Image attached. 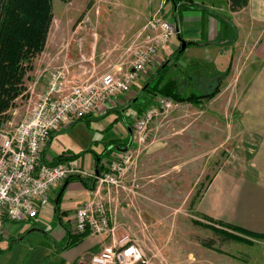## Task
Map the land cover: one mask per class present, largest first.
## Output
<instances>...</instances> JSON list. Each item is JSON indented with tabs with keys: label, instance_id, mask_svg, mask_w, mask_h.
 I'll return each mask as SVG.
<instances>
[{
	"label": "crops",
	"instance_id": "crops-1",
	"mask_svg": "<svg viewBox=\"0 0 264 264\" xmlns=\"http://www.w3.org/2000/svg\"><path fill=\"white\" fill-rule=\"evenodd\" d=\"M55 1H57V4L62 3V5L58 13L54 7V22L46 48L36 59L35 69L37 67V72L30 86L31 93L44 90L48 84L50 72L58 67H66L70 72V79L79 82L90 78H98L97 73L99 70L118 71L121 69H132L131 64L133 62L130 51L132 42L141 35L146 38L144 36V27L151 16L152 10L161 9L165 4L168 7L167 4H169L168 0H94L89 5L84 1L83 7L80 2L76 6L74 1V3H65L63 0ZM190 1L194 4L191 8L184 5L187 4L188 0H179L180 4L177 7H174V2L171 3L173 15L180 29L181 38L192 43L188 45L186 51L190 47H198L204 48L206 53H204L203 57L194 61L191 58L192 52L188 54L185 51L184 53L187 54V57L182 61L184 63L181 64L182 68L190 65L191 74L189 78L203 80L201 71L205 70L202 62L207 60V56H212L210 61H213L216 66L214 64L205 66V75L208 77L212 76L214 85H217L216 88H222L223 85L238 87V97L234 106L235 111L233 110L231 116L233 115L235 125L243 135L253 141L251 143L247 142L248 145L245 142V145H247L245 158L248 160L244 159V161H246L248 170H245L241 175L233 174L226 171L223 166V168L213 174L201 200L194 209V217L204 221L200 216L206 215L212 219L243 228L256 235H264V0H250L247 8L237 12H231L229 0ZM196 5H198L197 9ZM79 14L82 16L78 18ZM246 23L251 25L249 38L252 35V29L256 31L254 33L256 38L253 37L255 40L250 53L254 61L248 66L243 65L241 69V66H239L238 73L232 78L231 70H233L235 62L237 63L238 46L241 44V39L246 36V34H242L243 27L248 26ZM175 37L178 36L176 35ZM175 37L164 49L165 55H171L179 47L181 48L180 41L178 40L177 43ZM223 52L229 53L228 59L231 57L230 67L227 72L218 70V67H220L218 63L220 62L217 60H220ZM181 77H183V74ZM181 80L183 81L182 78ZM221 94L224 96L223 91ZM120 96L123 95L114 97L115 104L113 98H111L101 108L100 112L106 108H111V106L116 105L119 107L121 103H125L130 98V96H126L124 99H116L121 98ZM191 96L195 95L192 94ZM136 98L138 97H133L132 105H127L124 108L125 110L121 111L122 115L119 119L115 116L113 122L116 125L114 128L105 129V135H107L104 140L91 141L86 146L87 153L91 155L90 166L85 168L80 155H69L65 151L56 154L51 150L52 139L68 128L53 134L51 140L44 148V160L48 163H57L56 161L60 156L65 158L74 156L77 158L75 160L81 162L84 170L91 174H96L97 168L94 170V166L97 164V155L105 157L110 155V151L121 153L127 146L119 148L117 141L123 139L125 142H131L130 123L132 118L128 115V110L130 109L128 107L135 106L136 102L134 100ZM111 114L116 115L115 112L111 111L106 113V115L101 116L100 114L98 116L103 119ZM93 118L95 116L93 117L92 115L84 120ZM228 121L229 117L227 118L226 116V123ZM212 125L216 126L214 123ZM109 130L112 131L109 132ZM186 130H188L187 127L180 126L176 128L174 141L177 142ZM222 132H224V136L220 137L222 140L219 145H225L230 142L231 125L228 123L226 129ZM225 135L228 137L226 142ZM97 147L99 149L96 150ZM68 181L69 184L65 190L64 185L66 182L53 190L50 195V204L53 202V206H55L54 214L59 217L61 223L68 216L67 211H62L61 209L63 199L66 197L67 199L71 198L74 195L81 199V205V203L91 197L94 191L86 189L78 177ZM104 195H108L106 191H104ZM64 204L66 205L68 202ZM49 205L40 212L37 221L6 223L4 234L0 239V264H82V260H87L94 249H96L93 253L95 255L105 248L104 244H101L104 241L103 237L94 238L89 235L85 240L86 242L83 241L80 245L75 246L80 248L79 251L69 249L70 236H76L73 232H68L62 227H58L53 233H51V230H44L43 221L50 217L49 215L52 213ZM78 208L79 206H77L76 211ZM140 208L142 211H146L148 215L150 213L149 217L151 219H155L157 207L149 208L147 204ZM131 212L132 214L126 215L131 220L125 227L129 228L130 231L134 230L133 233L129 232L126 235H121L120 233L122 232H120L118 235L121 236L120 239L128 236L130 239L140 241L146 245L148 241L145 238L150 239L152 235L150 231L154 228L149 225L148 231L144 227L143 233L135 231L134 224H136L135 220L138 222V218L133 216V211ZM73 216L69 221L72 224L74 221L72 220ZM152 222L155 221L152 220ZM32 229H42L46 234L38 232L43 237L34 240L27 239L26 236L34 234V232H30ZM66 240L68 241L67 247L63 249L60 244L66 242ZM261 240L253 239L254 243L264 244V241ZM8 241H10V244ZM229 242L232 241L222 240L224 244ZM98 245H101V248ZM97 246L99 248H95Z\"/></svg>",
	"mask_w": 264,
	"mask_h": 264
},
{
	"label": "rangeland",
	"instance_id": "rangeland-1",
	"mask_svg": "<svg viewBox=\"0 0 264 264\" xmlns=\"http://www.w3.org/2000/svg\"><path fill=\"white\" fill-rule=\"evenodd\" d=\"M63 1L65 3L74 1L75 3H73L76 4V6H78V3L80 2L83 7L84 1L87 2V5L94 2V0ZM53 2L55 10L58 13L62 3L57 4V1L55 0ZM188 2L184 5L189 7L194 6L192 1L188 0ZM167 5L168 7H166L165 4L161 9L152 10L150 18L152 15L161 11L163 14H167L166 16L177 25L173 15V7L170 2ZM197 8L198 5H196V9ZM79 16L82 15L79 14L78 18ZM246 24L248 26H245L242 29V34H246V36L241 39V44L238 46L239 51H237L236 54L237 63L234 61L235 66L233 67V70H231L232 78L238 73L239 66H241V69L243 65L248 66L254 61L253 57L250 56V53L252 50V44H254V38H256V34L254 35L256 31L252 29V35L249 38L248 35L251 31V25L250 23ZM145 27L144 36L146 38H143L141 35L139 38L135 39L131 45L132 49H134L138 43L148 40L149 33L147 34ZM171 41L169 43H171ZM175 41L178 43V37H175ZM167 45L160 50L155 62L149 65L143 73L140 83L136 85L134 92L132 94L120 96L121 98H116L124 99V97L130 96L129 99L125 98L128 99L125 103H121L119 107L116 105L111 106V108H106L100 112L102 106L97 111L98 113L93 115L95 118L83 120L80 123L69 127L64 132L57 134L52 139L51 150L56 154L65 151L69 155H80L85 168L90 166L91 155L87 153L86 146H88L91 141L104 140L107 135H105V129L114 128L116 125V123L114 124L113 122L115 116L117 119L120 118L122 115L121 111H123L127 105L131 104L133 97L138 98L135 106L128 107V109L130 108L128 110V115L132 118V122L130 123L132 131H134L136 119L143 116L147 110H150L153 106L157 105V100H159V98L153 97L154 95L152 96L150 86L158 78L157 70L161 66H163V68L169 66L168 79L175 81L178 84L177 92L182 97H188L192 94L201 96L203 94L211 93L216 88L217 85H214V79L212 76L208 77L205 75V66L212 64L216 66L213 61H210L212 56H207V60L202 62L205 70L201 71L203 74V80H198L197 78L190 79V65L184 66L183 68L181 65L183 63L182 61L187 57V54H182L183 56L181 55V58L177 61L175 57L176 52L171 55H165L164 49ZM130 51L133 53L132 50ZM191 52V58H193L194 61H197L195 59L203 57L206 50L204 48L190 47L186 53L191 54ZM228 54L229 53L223 52L220 60H217L220 62L218 63L220 67L217 66L219 71H228L231 60V57L228 59ZM131 58L133 62V54H131ZM35 63L36 61L33 62L34 68L29 72L25 80L26 91H24V96L18 100L15 107L9 112L6 119L7 121L0 125V128L11 129L12 126L10 123H12V125H17L24 120L28 110V103L31 98L30 86L34 81L35 73L37 72V67L35 69ZM123 71L126 72L127 70L123 69ZM105 72L107 71L99 70L97 74L100 76ZM182 74L183 77H181ZM233 86L223 85L216 98H214L215 100H205L200 102L199 105H194L188 102H176L177 105L169 112L156 117L151 126L152 136L150 140L147 143H144L140 151H137L136 146H134L131 151L134 163L130 166L127 172L128 185L131 186L135 179L139 188L135 189V192L129 197L124 193H121L119 201H114L111 204V207L113 208L111 214L115 220V235L107 233L102 236L104 241L101 244H104V247L113 244L114 238L120 239L121 236L118 235L120 232L123 233H120L121 235H126L129 232L133 233L134 230L130 231L129 228L125 227L131 220H129V217H126V215L128 216V214H132L131 211H133V216L138 218V222L135 220L136 224H134V227L136 228L135 231L142 232L143 227L148 231L150 227L149 225L154 228L150 231V233H152L150 239L145 238V240L148 241V244L147 242L146 245L140 241L137 242L139 244L141 243L140 245L145 250L148 258H154L157 264H264V244L254 243L253 239L256 238H252L251 236L242 233L233 232L234 237L237 238L233 239L232 242L224 244L222 243L223 238L221 236L215 234L211 230L196 226L193 223V221L197 219L194 217L195 213L192 208L194 207L192 205L193 197L198 190L201 192L204 189L213 174L223 168V166L226 171L233 174L241 175L245 170H248L246 167V161H244V159H246L245 149L248 143L253 141L243 135L239 128L236 127L233 115L231 116L236 104V98L238 97V87ZM222 91L224 96L221 94ZM113 101L115 104L114 97ZM111 111L115 112L116 115L111 114L103 119L98 116L100 114L101 116L106 115V113ZM214 113L215 115H213ZM226 116L227 118L229 117L227 123ZM211 122L216 124V126L212 125L213 123ZM111 123L112 125L109 127ZM228 123L231 125L230 142L225 145H219V142L222 140L220 137L224 136V132L222 131L226 129ZM180 126L187 127L188 130H186L183 136L176 142L174 141V138L176 137L174 131ZM111 131L112 130H109V132ZM224 138L226 142L228 137L225 135ZM245 142H248L247 145H245ZM117 145H119L118 147H125L129 145V142H125L122 139L117 141ZM97 149L99 148L97 147L96 150ZM109 154L110 155L105 157L101 155L103 157L102 163L108 164L111 160L119 157L121 153L110 151ZM48 159L50 160V158ZM95 169L96 165L94 166V170ZM84 171L87 175L84 178L93 179L96 177L95 174H91L86 170ZM95 191L96 190H94L91 197L87 201L81 203V205V199L74 195H72L71 198L67 199L66 197L63 199L61 209L68 213V216L64 218L63 223H61L59 217L54 214L55 206H53L54 204L52 202V206H50L51 204L49 205L52 213L49 215L50 217L43 221L44 230H51V233H53L58 227H62L68 232H72V230L75 229V224L74 221L73 224L69 221L73 215L72 220H74L77 206L80 207L93 199L96 195ZM104 191L107 192V189H104ZM112 196H115V192ZM66 202H68V204L65 205L64 203ZM143 202H145V204H143ZM147 204L149 208L157 207L155 219L149 217L150 213L148 215L146 211L144 212L141 210L140 207L146 206ZM152 220L155 222H152ZM199 221H201V219ZM77 236L78 234H76V237ZM40 237L43 236H40L38 232L26 236L27 239L33 240ZM93 237L96 238L97 236ZM85 240L86 238L84 241ZM209 240L215 242L213 248H208L204 245V242ZM8 242L10 244V241ZM67 243L68 241L66 240V242H63L60 245L65 249ZM98 246L101 248V245ZM98 246L95 248H99ZM69 249H76V251L80 250V248L77 247H71ZM95 251L96 249L92 252L94 253ZM93 253L90 254L87 260H82L84 262H82V264H90V259L94 255Z\"/></svg>",
	"mask_w": 264,
	"mask_h": 264
},
{
	"label": "built area",
	"instance_id": "built-area-1",
	"mask_svg": "<svg viewBox=\"0 0 264 264\" xmlns=\"http://www.w3.org/2000/svg\"><path fill=\"white\" fill-rule=\"evenodd\" d=\"M145 31L149 33L148 40L130 49L134 55L132 69L107 71L98 78L79 82L70 79L66 67H58L50 72L44 90L31 93L24 120L17 125L10 123L11 129L0 128V239L7 222L37 221L40 212L50 204L53 190L71 177L87 176L79 160L46 162L44 148L53 134L98 113L111 98L132 94L160 50L177 35V25L159 11L149 19ZM158 98L157 105L136 119L132 147L108 164L103 163L99 177L95 174L96 195L77 209L74 235H115L111 204L119 201L121 193L129 197L139 188L135 179L128 185L127 172L134 163L131 151L134 146L140 151L152 136L151 126L156 117L177 105L170 97ZM90 264L157 263L148 258L137 241L126 236L114 238L111 246L92 256Z\"/></svg>",
	"mask_w": 264,
	"mask_h": 264
},
{
	"label": "trees",
	"instance_id": "trees-1",
	"mask_svg": "<svg viewBox=\"0 0 264 264\" xmlns=\"http://www.w3.org/2000/svg\"><path fill=\"white\" fill-rule=\"evenodd\" d=\"M168 1L170 3L174 2V7L179 6V0ZM229 1L231 12L247 8L250 2V0ZM53 22V0H0V125L7 121L8 113L15 107V102L24 96V91H26L25 80L29 72L34 68L33 62L46 48ZM180 49L179 47L175 53L176 59L184 54L179 53ZM162 68L163 66L157 70L158 78L150 86V92L155 98L160 96L170 97L178 103L188 102L196 105L205 100L212 101L220 91V87H217L211 94L182 97L177 92L178 84L168 79L169 66ZM75 158L74 156L68 158L60 156L56 162L71 161L75 160ZM102 159L101 155H97L96 168L100 172L104 170ZM77 177L86 189L92 191L96 189V187L94 188L96 178L86 179L74 176L71 179ZM206 186L201 192L198 190L196 195H194L192 200L193 209L201 200ZM200 217L204 221L195 219L193 223L196 226L211 230L224 240L232 241L237 238L234 237L233 232L242 233L256 239H264V235H256L243 228L212 219L206 215ZM87 237H89V234L78 235L77 237L71 235L68 248L78 246ZM204 245L208 248H213L215 242L209 240L204 242Z\"/></svg>",
	"mask_w": 264,
	"mask_h": 264
},
{
	"label": "water",
	"instance_id": "water-1",
	"mask_svg": "<svg viewBox=\"0 0 264 264\" xmlns=\"http://www.w3.org/2000/svg\"><path fill=\"white\" fill-rule=\"evenodd\" d=\"M177 36H178V40L180 41V44H181V49H180V52L179 53L182 54V53H184L186 51L188 45L189 44H192V43L187 42L186 40H184V39L181 38V36H180V29H179L178 26H177ZM136 101H137V98L134 100V102H136ZM130 131H131L132 140L129 143V145L127 147H125L124 151L129 150L132 147L133 143H134V141H133V131H132L131 128H130ZM100 174H101V172L99 170H96L97 177H99ZM96 182L97 181H95V183H94V188L96 187ZM68 184H69V181H67L66 184L64 185V190L66 189V187L68 186ZM63 191H62V193H63ZM57 203H58V201H57ZM30 232H39V233L46 234V232L44 230H42V229H32Z\"/></svg>",
	"mask_w": 264,
	"mask_h": 264
}]
</instances>
